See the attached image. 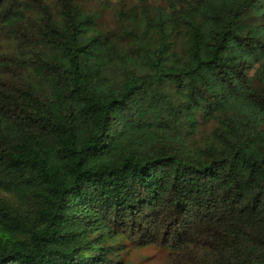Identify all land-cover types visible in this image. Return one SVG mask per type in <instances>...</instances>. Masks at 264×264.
<instances>
[{
  "label": "trees",
  "instance_id": "16d2710c",
  "mask_svg": "<svg viewBox=\"0 0 264 264\" xmlns=\"http://www.w3.org/2000/svg\"><path fill=\"white\" fill-rule=\"evenodd\" d=\"M0 264H264V0H0Z\"/></svg>",
  "mask_w": 264,
  "mask_h": 264
},
{
  "label": "rangeland",
  "instance_id": "374dc122",
  "mask_svg": "<svg viewBox=\"0 0 264 264\" xmlns=\"http://www.w3.org/2000/svg\"><path fill=\"white\" fill-rule=\"evenodd\" d=\"M107 20H109V22L111 21V17L108 15V19ZM105 26H107V23L105 22Z\"/></svg>",
  "mask_w": 264,
  "mask_h": 264
}]
</instances>
